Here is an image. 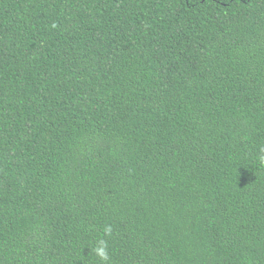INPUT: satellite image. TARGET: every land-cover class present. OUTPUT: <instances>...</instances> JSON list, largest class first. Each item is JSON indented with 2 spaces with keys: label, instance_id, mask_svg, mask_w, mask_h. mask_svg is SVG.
I'll return each instance as SVG.
<instances>
[{
  "label": "trees",
  "instance_id": "1",
  "mask_svg": "<svg viewBox=\"0 0 264 264\" xmlns=\"http://www.w3.org/2000/svg\"><path fill=\"white\" fill-rule=\"evenodd\" d=\"M100 240L264 264V0H0V264Z\"/></svg>",
  "mask_w": 264,
  "mask_h": 264
},
{
  "label": "clouds",
  "instance_id": "2",
  "mask_svg": "<svg viewBox=\"0 0 264 264\" xmlns=\"http://www.w3.org/2000/svg\"><path fill=\"white\" fill-rule=\"evenodd\" d=\"M105 231L107 232L109 231V229H105ZM93 251L95 255L99 257L102 264H108V260H109L108 245L104 240L98 241Z\"/></svg>",
  "mask_w": 264,
  "mask_h": 264
}]
</instances>
